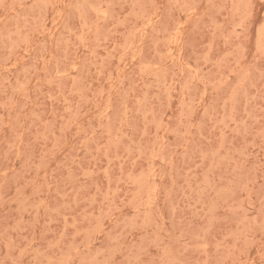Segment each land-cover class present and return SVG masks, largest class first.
I'll use <instances>...</instances> for the list:
<instances>
[{"label": "rangeland", "instance_id": "1", "mask_svg": "<svg viewBox=\"0 0 264 264\" xmlns=\"http://www.w3.org/2000/svg\"><path fill=\"white\" fill-rule=\"evenodd\" d=\"M0 264H264V0H0Z\"/></svg>", "mask_w": 264, "mask_h": 264}]
</instances>
